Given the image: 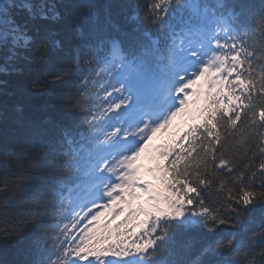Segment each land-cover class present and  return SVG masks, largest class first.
<instances>
[{
	"label": "snow or ice",
	"instance_id": "6c2138e0",
	"mask_svg": "<svg viewBox=\"0 0 264 264\" xmlns=\"http://www.w3.org/2000/svg\"><path fill=\"white\" fill-rule=\"evenodd\" d=\"M14 73L0 264H264V0H0Z\"/></svg>",
	"mask_w": 264,
	"mask_h": 264
},
{
	"label": "trees",
	"instance_id": "16d2710c",
	"mask_svg": "<svg viewBox=\"0 0 264 264\" xmlns=\"http://www.w3.org/2000/svg\"><path fill=\"white\" fill-rule=\"evenodd\" d=\"M106 2H108V0H95V3H97L99 5H103ZM0 80H6L8 82L7 91L9 93H15L14 95H10L7 98V104H8L9 109L11 110L12 105L16 101L22 99V96L19 94L17 89L25 83V76L21 75V74H15V73L10 75V76L0 75ZM96 87L99 88L100 85L97 84ZM99 94L101 96H103L102 91ZM4 101H5V97L2 94H0V103H3ZM4 244H5V241L3 240V238H0V260H3L5 258V255H6ZM11 254H12V249L9 248L7 250L8 258H11Z\"/></svg>",
	"mask_w": 264,
	"mask_h": 264
}]
</instances>
